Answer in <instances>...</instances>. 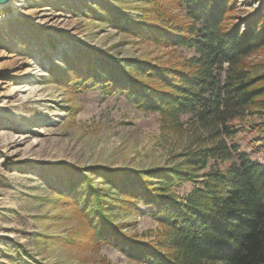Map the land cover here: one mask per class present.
<instances>
[{"label": "rangeland", "instance_id": "rangeland-1", "mask_svg": "<svg viewBox=\"0 0 264 264\" xmlns=\"http://www.w3.org/2000/svg\"><path fill=\"white\" fill-rule=\"evenodd\" d=\"M263 4L237 0L229 25L253 18ZM119 14L150 23L163 16L188 19L187 5L178 0H24L0 9V264H148L134 253L88 242L91 229L66 193L72 183L87 185L77 170H187L189 155L212 147L210 132L193 115L173 125L158 112L139 109L122 92L110 95L69 74L70 62L91 53L165 67L182 66L196 55L120 30L111 22ZM242 66L251 77L264 75V47ZM262 124L264 112L249 109L234 121L236 133L224 138L226 146L264 164V152L252 145L264 143ZM234 161L235 155L231 162L210 159L195 179L172 191L184 198L206 174L223 172ZM88 176L109 198L106 180ZM138 207L119 202L109 213L125 235L156 247L164 228L153 212Z\"/></svg>", "mask_w": 264, "mask_h": 264}, {"label": "trees", "instance_id": "trees-1", "mask_svg": "<svg viewBox=\"0 0 264 264\" xmlns=\"http://www.w3.org/2000/svg\"><path fill=\"white\" fill-rule=\"evenodd\" d=\"M178 2L187 5L188 19L183 22L163 16L150 23L125 14L111 16V22L163 46L195 51L184 65L122 62L91 53L70 62L69 74L100 85L110 95L122 92L139 109L158 112L173 125L180 117L193 115L196 125L210 132L212 147L189 155L187 170H77L87 185L72 183L66 193L91 229L88 242L134 253L148 264H264V164L250 160L239 147L234 154L224 141L236 133L233 123L246 111L264 112V75L251 77L242 66L244 59L264 47V4L253 18L230 26L237 0ZM258 129L264 132V125ZM259 143L252 142L256 153L264 152V143ZM234 155L236 161L228 169L206 174L200 187L184 198L172 191L175 185L195 179L210 159L231 162ZM65 171L71 174L73 169ZM88 172L106 180L109 198L94 187ZM119 202L154 213L164 228L158 246L140 244L115 225L109 207Z\"/></svg>", "mask_w": 264, "mask_h": 264}, {"label": "bare ground", "instance_id": "bare-ground-1", "mask_svg": "<svg viewBox=\"0 0 264 264\" xmlns=\"http://www.w3.org/2000/svg\"><path fill=\"white\" fill-rule=\"evenodd\" d=\"M20 2V3H22L24 0H10V2L8 3V5L6 6V7H8L10 4H13V6H15L16 5V3L17 2ZM14 2V3H13ZM18 7V6H17ZM20 8H22V5L21 6H19ZM3 8H5V7H3Z\"/></svg>", "mask_w": 264, "mask_h": 264}, {"label": "water", "instance_id": "water-1", "mask_svg": "<svg viewBox=\"0 0 264 264\" xmlns=\"http://www.w3.org/2000/svg\"><path fill=\"white\" fill-rule=\"evenodd\" d=\"M10 0H0V9L6 7Z\"/></svg>", "mask_w": 264, "mask_h": 264}]
</instances>
